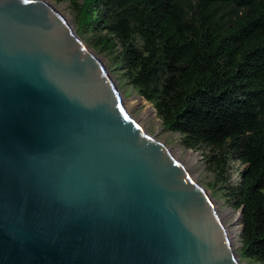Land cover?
Instances as JSON below:
<instances>
[{
  "label": "water",
  "instance_id": "1",
  "mask_svg": "<svg viewBox=\"0 0 264 264\" xmlns=\"http://www.w3.org/2000/svg\"><path fill=\"white\" fill-rule=\"evenodd\" d=\"M0 264H241L208 192L44 0H0Z\"/></svg>",
  "mask_w": 264,
  "mask_h": 264
},
{
  "label": "trees",
  "instance_id": "2",
  "mask_svg": "<svg viewBox=\"0 0 264 264\" xmlns=\"http://www.w3.org/2000/svg\"><path fill=\"white\" fill-rule=\"evenodd\" d=\"M77 31L115 56L186 148L204 145L241 213L240 257L264 264V0H70Z\"/></svg>",
  "mask_w": 264,
  "mask_h": 264
},
{
  "label": "rangeland",
  "instance_id": "3",
  "mask_svg": "<svg viewBox=\"0 0 264 264\" xmlns=\"http://www.w3.org/2000/svg\"><path fill=\"white\" fill-rule=\"evenodd\" d=\"M49 2L60 11L73 25L81 39L100 57L108 73L117 85L122 96L126 110L144 130L153 138L162 142L188 170L191 177L199 183L210 195L219 215L230 231H236L232 244L235 248L241 264H263L247 258L240 257L241 249V215L240 209L234 205L230 186L239 181L240 172L244 167L239 160L229 158L223 172L210 160L211 149L204 145L196 149L186 148L182 144V135L176 132L166 131L162 120L158 117L153 103L145 100L134 86L129 82L124 65L117 61L115 56L105 52H98L90 44L88 34L77 31L75 27L76 12L70 0H49ZM148 112L149 115L143 117Z\"/></svg>",
  "mask_w": 264,
  "mask_h": 264
},
{
  "label": "bare ground",
  "instance_id": "4",
  "mask_svg": "<svg viewBox=\"0 0 264 264\" xmlns=\"http://www.w3.org/2000/svg\"><path fill=\"white\" fill-rule=\"evenodd\" d=\"M47 4H49V5H51L52 7H54L50 2H49V0H44ZM55 8V7H54ZM90 48V47H89ZM91 49V48H90ZM100 58V57H99ZM149 115V113L148 112H146L144 115H143V117H146V116H148ZM135 120V119H134ZM136 121V120H135ZM137 122V121H136ZM138 123V122H137ZM139 124V123H138ZM140 125V124H139ZM142 127V126H141ZM144 129V128H143ZM167 147V146H166ZM168 149V148H167ZM169 150V149H168ZM169 152H170V150H169ZM171 153V152H170ZM171 155H172V153H171ZM173 156V155H172ZM174 158H176L175 156H173ZM177 159V158H176ZM237 235V232L236 231H230L229 232V237H230V241H231V243H232V241H233V239H234V237ZM233 245V244H232ZM234 247V246H233ZM235 249V248H234ZM236 255H237V253H236ZM238 256V255H237ZM239 257V256H238Z\"/></svg>",
  "mask_w": 264,
  "mask_h": 264
},
{
  "label": "clouds",
  "instance_id": "5",
  "mask_svg": "<svg viewBox=\"0 0 264 264\" xmlns=\"http://www.w3.org/2000/svg\"><path fill=\"white\" fill-rule=\"evenodd\" d=\"M29 2H31V0H23V3H25V4H27Z\"/></svg>",
  "mask_w": 264,
  "mask_h": 264
}]
</instances>
